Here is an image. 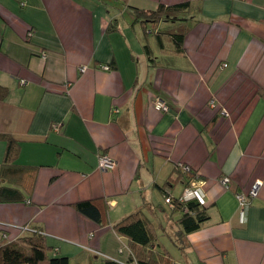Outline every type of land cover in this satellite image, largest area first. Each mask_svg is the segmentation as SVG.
<instances>
[{
    "label": "crops",
    "instance_id": "1",
    "mask_svg": "<svg viewBox=\"0 0 264 264\" xmlns=\"http://www.w3.org/2000/svg\"><path fill=\"white\" fill-rule=\"evenodd\" d=\"M182 1L0 0V134L21 168L0 185L24 196L0 202V245L37 230L70 264H136L113 224L142 207L173 264H264V0H188L184 54L150 66L134 8ZM5 151L0 138V166ZM100 154L115 167L101 169ZM181 163L208 215L183 247L163 193L181 195ZM254 181L240 222L236 193ZM97 199L102 224L74 208Z\"/></svg>",
    "mask_w": 264,
    "mask_h": 264
},
{
    "label": "trees",
    "instance_id": "2",
    "mask_svg": "<svg viewBox=\"0 0 264 264\" xmlns=\"http://www.w3.org/2000/svg\"><path fill=\"white\" fill-rule=\"evenodd\" d=\"M190 8L192 4L188 0L169 5L160 3L154 10L134 8V21H139L142 26V48L150 66H172L175 55L184 54L182 43L188 29L186 20L189 18L187 16ZM108 68H111V65H108ZM260 94L264 96L263 91H260ZM6 95V89L0 87V98ZM164 103L169 109L168 104L165 101ZM53 125L55 124L51 127L54 129ZM0 138L6 141L4 160L0 166L2 179L8 173L19 172L21 168L12 161L16 155L17 143L5 134H0ZM175 168L178 170L176 179L185 184L184 188L189 187L193 180L199 178L191 167L184 170L179 164H175ZM229 182L230 180L227 183ZM159 189L161 190L162 187L160 186ZM163 193L165 199H170L169 205L172 211L180 213L176 219L180 229L176 239L177 244L183 247L182 236L198 229L208 219L206 207L194 198L180 200V196H171L164 190ZM23 199L24 196L17 187L0 185V202ZM99 202V199L82 200L74 203V208L95 223L102 224L107 201L103 199L104 207ZM157 225L142 207L113 224L114 231L126 237L136 264H173L168 251L158 242ZM3 241L0 245V264H70L68 257L50 252L53 247L46 243L45 235L40 231L32 230L16 241ZM102 264L125 263L105 258Z\"/></svg>",
    "mask_w": 264,
    "mask_h": 264
},
{
    "label": "built area",
    "instance_id": "3",
    "mask_svg": "<svg viewBox=\"0 0 264 264\" xmlns=\"http://www.w3.org/2000/svg\"><path fill=\"white\" fill-rule=\"evenodd\" d=\"M31 33H32L31 31L28 32V36H30ZM103 68L107 69L108 66L104 65ZM79 69L81 71H83L85 69V66L82 65V66H80ZM153 103H154V107L160 111L161 110H163V111L168 110V107L164 103V101L158 97H155L153 99ZM53 126H54V128L58 127V125H56V124ZM179 165L184 170L189 169V165H186L183 163H181ZM98 166L103 170H111L115 167V161H114V159H112L107 154H100L98 156ZM228 180H229V178L227 176L222 178L223 183H227ZM259 186H260V181H254L246 194H243L240 192L236 193V199L238 202V218H239L240 222H244L246 220V210H247V207L249 204V199L256 195ZM190 198L196 199L200 204H205L204 192L202 191V189L200 187L195 186L193 184V181L191 182V185L189 187H186L183 189V191L180 195V200H185V199H190ZM166 201L168 202V204L170 203L169 198H167Z\"/></svg>",
    "mask_w": 264,
    "mask_h": 264
},
{
    "label": "rangeland",
    "instance_id": "4",
    "mask_svg": "<svg viewBox=\"0 0 264 264\" xmlns=\"http://www.w3.org/2000/svg\"><path fill=\"white\" fill-rule=\"evenodd\" d=\"M176 194V193H175ZM161 203V202H160ZM162 204V203H161ZM165 208V206H163ZM165 213L168 214V209L165 208Z\"/></svg>",
    "mask_w": 264,
    "mask_h": 264
}]
</instances>
